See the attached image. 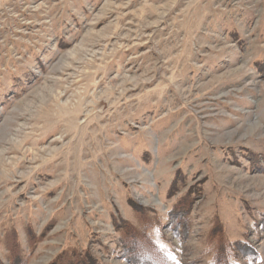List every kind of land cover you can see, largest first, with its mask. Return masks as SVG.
<instances>
[{
    "label": "rangeland",
    "instance_id": "obj_1",
    "mask_svg": "<svg viewBox=\"0 0 264 264\" xmlns=\"http://www.w3.org/2000/svg\"><path fill=\"white\" fill-rule=\"evenodd\" d=\"M138 209L173 264H212L215 226L264 264V0H0V262L14 231L25 264H129Z\"/></svg>",
    "mask_w": 264,
    "mask_h": 264
},
{
    "label": "trees",
    "instance_id": "obj_2",
    "mask_svg": "<svg viewBox=\"0 0 264 264\" xmlns=\"http://www.w3.org/2000/svg\"><path fill=\"white\" fill-rule=\"evenodd\" d=\"M183 179L178 176L173 179L171 182L168 191L167 197L172 198L179 192V184ZM192 189L186 191L183 195L177 198L169 210L168 218L171 222V227L174 233L179 237L187 236L189 232V216H190V204L193 200L192 198ZM135 223H130L124 221L121 223L118 228L121 234V246L125 251L124 256L128 260L129 264H137L138 260L142 261L147 259L148 264H173L162 252L161 250L154 245L151 236L149 235V230L154 227L152 223L148 221L149 215L146 210L138 209L135 213ZM213 234V241L215 245V251L212 258V264H233L231 258V252L234 248L237 251H240V247L236 249L237 243H232L227 245L224 241V234L222 228L215 226L210 232ZM33 239V242L34 243ZM5 242V243H4ZM16 233L10 231V234H7L3 243L6 244V257L10 264H25L26 259L22 255V249L17 243ZM229 243V242H228ZM147 251L146 258L139 255L136 256L138 248ZM232 248V249H231ZM229 251V252H228ZM165 257H164V256ZM250 258L254 259L256 253L252 250L247 254ZM0 264H2L0 262ZM49 264H96L93 257L86 252H77L76 250H63L59 255H57Z\"/></svg>",
    "mask_w": 264,
    "mask_h": 264
}]
</instances>
